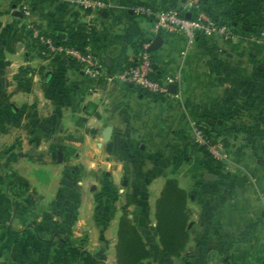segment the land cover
<instances>
[{"label": "crops", "instance_id": "obj_1", "mask_svg": "<svg viewBox=\"0 0 264 264\" xmlns=\"http://www.w3.org/2000/svg\"><path fill=\"white\" fill-rule=\"evenodd\" d=\"M29 1V22L43 35L62 34L63 41L73 21L82 23L89 34L85 51L97 54L109 75L160 35L162 45L149 58L157 76L179 75V97L152 98L120 82L107 86L64 58L40 56L16 4L0 0V165L36 195L29 202L0 188V262L116 264L121 213L82 219L81 203L71 201L75 187L64 183L96 161L94 149L104 152L105 176H118L137 195L127 209L149 252L142 264H262L264 50L250 38L264 33V0H203L204 11L232 24L235 37L199 36L190 47L181 35L155 34L151 20L132 11L147 5L180 13L185 0H104L111 7L99 13L64 0ZM247 46L256 48L250 56ZM92 87L100 91L90 93ZM196 123H208L224 140L227 160L194 146ZM230 125L245 132L225 133ZM54 179L68 189L55 187ZM170 179L188 194V240L178 259L163 253L154 230V203ZM48 226L55 229L47 239L42 231Z\"/></svg>", "mask_w": 264, "mask_h": 264}, {"label": "built area", "instance_id": "obj_2", "mask_svg": "<svg viewBox=\"0 0 264 264\" xmlns=\"http://www.w3.org/2000/svg\"><path fill=\"white\" fill-rule=\"evenodd\" d=\"M16 1L18 13L28 21L26 28L31 33V39L44 48V52L50 57L60 56L66 60L73 61L79 70L91 81L105 79L107 86L115 82L130 85L140 90L148 96H171L179 97L178 93L171 94L168 91L170 85L177 86L180 83L179 75L159 77L156 75L147 48L150 43L142 45L140 51L135 53L120 73L109 75L102 60L97 54L91 51L80 52L75 49L56 45L53 40L43 35V33L31 22L30 17L33 13L32 3L29 0ZM68 4L76 7L83 12H102L111 3L104 0H64ZM203 0H185L183 13H189L190 19L180 16L174 10L154 9L147 5H136L132 11L142 18L150 19L152 30L155 34L181 35L185 38L188 47L192 46L197 37L216 34L224 41H233L234 35L228 24L222 23L206 13L202 5ZM255 44H264V33L250 38ZM98 87L89 89L90 93H98ZM204 124H193L192 135L193 144L198 148H204L213 160H227V153L224 151L223 144L212 138L207 137L203 132ZM262 201L264 197L260 196ZM2 264V263H1Z\"/></svg>", "mask_w": 264, "mask_h": 264}, {"label": "trees", "instance_id": "obj_3", "mask_svg": "<svg viewBox=\"0 0 264 264\" xmlns=\"http://www.w3.org/2000/svg\"><path fill=\"white\" fill-rule=\"evenodd\" d=\"M13 2L16 4V1ZM228 25L233 32L234 28L232 24ZM252 34L254 33L252 32ZM44 35L50 37L56 45L75 49L80 52H85L87 38L89 36L85 26L76 20L71 23L67 32L68 36L63 41L59 39L56 33ZM35 45L38 48L39 55L41 56L44 48L38 43H35ZM263 50L264 45L260 47V51ZM138 51H140V46L136 48V53ZM53 58L57 61H61L63 59V57L60 56ZM67 62L71 69L79 70V67L73 61L67 60ZM138 91L142 95L148 96L147 94L142 93L140 90ZM150 97L157 98L160 96ZM203 132L207 137L212 138L214 141L220 139L211 131L208 123H204ZM239 132L244 133L245 131L240 128L234 129L232 125H230L225 130V133ZM220 140L225 147L224 140ZM199 149H201L208 157H210L204 148ZM10 182H14V184L20 188H27L26 180L16 174H14V176L5 175L3 182H0V188H3L11 193L13 189H8ZM187 199L188 194L183 189L178 187L175 180L170 179L165 182L163 189L154 203V230L158 238V243L165 255L176 259H178L184 252L188 240L187 222L189 218V211L187 209ZM28 201L30 202V199H28ZM148 257L149 252L146 249L141 234L137 230L136 226L132 223L131 219L128 217L127 212L123 211L118 219L116 232V264H142L146 259H148Z\"/></svg>", "mask_w": 264, "mask_h": 264}, {"label": "rangeland", "instance_id": "obj_4", "mask_svg": "<svg viewBox=\"0 0 264 264\" xmlns=\"http://www.w3.org/2000/svg\"><path fill=\"white\" fill-rule=\"evenodd\" d=\"M239 35L242 36L243 33L240 31ZM236 41L238 42V40ZM263 45L264 44H258L256 47H261ZM251 48L252 47L247 46V50L245 51L246 56H250L251 52H255L256 48L254 50H251ZM257 132L258 131H256V133ZM218 141L221 142L220 139ZM93 153H96L94 157L96 161L91 162L89 164L86 163V165L84 164L85 166H81L79 170H77L76 174L72 175L71 177H68L67 179L65 178L69 182L66 185L75 187V190L73 191V199L71 201H74L75 204V200L81 203V207L83 208V213L81 216L83 217L82 219L90 218L92 217L93 213L96 212H99L100 214L106 213L108 215L109 213L114 214L117 212V214L119 215L120 213L122 214L123 211H126L128 217L131 219L129 215L130 212L127 208L135 202L134 198H136L137 196L135 194V191L132 189H124L121 183V179L118 180V176L117 178H114L113 176L111 177L110 175L105 176L103 172L105 170L104 163L106 159L104 156V152L96 151L93 149ZM113 165L115 164H112L110 171L114 170L115 166ZM5 175L14 176V173L10 169L0 165V182H3V178L5 177ZM54 182L56 184L55 187H60V189H63L64 191L68 189L65 187V185L59 184L58 180L54 179L53 184ZM8 189H13V191H11V194L16 198H18V195L16 193H19L21 195V197L19 198L26 197L28 199H34L36 196L31 190L34 188L29 186L28 184L27 188H20L19 186L15 185L14 182H10ZM46 199H48V197H46ZM56 202H58V200H56ZM93 208H95V212H93ZM28 211H33L35 214L39 215L43 219H47L49 217V214H47L44 210L38 208H28ZM54 229L55 228H53L52 226H48L47 229H44L42 231L44 237H46L47 239L49 237H52V235L54 234ZM1 263L2 262H0V264Z\"/></svg>", "mask_w": 264, "mask_h": 264}, {"label": "water", "instance_id": "obj_5", "mask_svg": "<svg viewBox=\"0 0 264 264\" xmlns=\"http://www.w3.org/2000/svg\"><path fill=\"white\" fill-rule=\"evenodd\" d=\"M179 15L185 17L186 19H190V16H191L189 13L184 14L183 12H180ZM63 36L64 35H62V34H58L59 38H63ZM161 45H162V38L160 35H157L156 37H154V39L151 40L150 45L147 48V52L153 53V52L157 51L161 47ZM153 68H154V66H153ZM168 91L170 93H175L176 92V86L170 85L168 87ZM111 130L112 129L109 126L104 129V132L102 134V139H103L104 143H107L109 141L110 135H111ZM64 183L67 184L66 181H64ZM262 264H264V261L262 262Z\"/></svg>", "mask_w": 264, "mask_h": 264}]
</instances>
